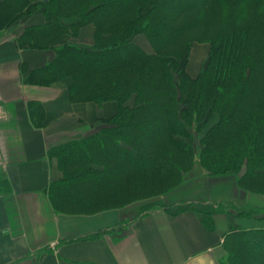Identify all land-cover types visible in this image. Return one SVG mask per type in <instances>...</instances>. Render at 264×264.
I'll return each instance as SVG.
<instances>
[{
  "label": "trees",
  "instance_id": "16d2710c",
  "mask_svg": "<svg viewBox=\"0 0 264 264\" xmlns=\"http://www.w3.org/2000/svg\"><path fill=\"white\" fill-rule=\"evenodd\" d=\"M213 1L3 0L9 24L37 8L44 12L46 22L27 26L18 38L24 47H49L82 26L95 27L93 44L64 41L52 63L26 76L38 84L70 77L72 100L118 103L100 132L56 149L66 173L64 196L101 192L105 206L113 207L148 200L181 185L197 161L213 175H238L242 190L264 194V0H221L230 15L212 35L207 66L193 76L180 66L196 42L187 32L203 18L198 10ZM215 114L198 153L193 135ZM163 205L169 212H197L210 230L214 215L231 207L245 216L264 211ZM224 247L222 264H264V227L232 226Z\"/></svg>",
  "mask_w": 264,
  "mask_h": 264
},
{
  "label": "crops",
  "instance_id": "0c3cea01",
  "mask_svg": "<svg viewBox=\"0 0 264 264\" xmlns=\"http://www.w3.org/2000/svg\"><path fill=\"white\" fill-rule=\"evenodd\" d=\"M10 16L9 9H1L0 264H222L232 226L264 227V211L245 216L231 207L214 215L210 230L193 210L169 212L161 205L143 212L147 200L105 206L101 192L92 198L82 190L64 196L66 173L56 149L100 132L118 103L72 100L70 77L53 84L26 81L54 61L64 41L93 44V25L82 26L77 35L64 34L49 47L33 48L18 38L27 26L46 22L43 10L11 24ZM238 179L213 175L197 164L163 200L173 211L184 201L264 210V194L240 189Z\"/></svg>",
  "mask_w": 264,
  "mask_h": 264
},
{
  "label": "rangeland",
  "instance_id": "374dc122",
  "mask_svg": "<svg viewBox=\"0 0 264 264\" xmlns=\"http://www.w3.org/2000/svg\"><path fill=\"white\" fill-rule=\"evenodd\" d=\"M252 2V1H251ZM216 9L218 13L216 15H212L209 10ZM202 12V19L199 24L187 32L186 38H194L196 42H194V46L191 50L188 60H184L181 62V67L186 65L188 71L193 75L197 76L201 71L207 66L209 58H210V50L212 45V35L217 30V27L225 21L230 15V8L223 5L221 0H214L209 6L205 5L201 7L198 11ZM194 14V13H193ZM140 42L144 44L149 51H154L153 46L148 43L146 37L141 36ZM187 61V63H186ZM176 78L178 79V75L176 73ZM218 119V115H213L209 118L206 123L205 127H201L198 129L195 135H193V141L198 146V153L201 152L203 146L201 144V139L207 132V130L212 127ZM199 157V154L197 155ZM200 159V157L198 158ZM191 163V161H188ZM197 164L201 165L199 161L195 162L194 164L190 165L189 173L194 166ZM202 166V165H201ZM203 167V166H202ZM208 171V170H207ZM209 172V171H208ZM155 181V180H154ZM160 184L156 180V183L153 185V189L159 191ZM156 191H154L155 193ZM158 193V192H157ZM164 195V194H163ZM163 195H154L151 199H148L142 208V211H147L151 208H155L156 206H163V204L167 205V203L163 200Z\"/></svg>",
  "mask_w": 264,
  "mask_h": 264
}]
</instances>
